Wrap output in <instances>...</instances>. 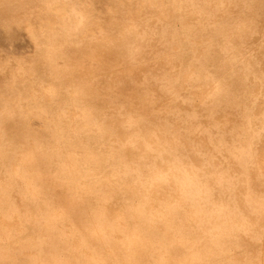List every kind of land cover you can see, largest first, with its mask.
<instances>
[{"label": "bare ground", "instance_id": "6f19581e", "mask_svg": "<svg viewBox=\"0 0 264 264\" xmlns=\"http://www.w3.org/2000/svg\"><path fill=\"white\" fill-rule=\"evenodd\" d=\"M0 264H264V0H0Z\"/></svg>", "mask_w": 264, "mask_h": 264}]
</instances>
